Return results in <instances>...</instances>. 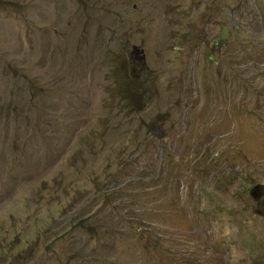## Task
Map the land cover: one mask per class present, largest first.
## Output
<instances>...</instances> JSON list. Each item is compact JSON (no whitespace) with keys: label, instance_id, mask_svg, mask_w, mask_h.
<instances>
[{"label":"rangeland","instance_id":"1","mask_svg":"<svg viewBox=\"0 0 264 264\" xmlns=\"http://www.w3.org/2000/svg\"><path fill=\"white\" fill-rule=\"evenodd\" d=\"M0 264H264V0H0Z\"/></svg>","mask_w":264,"mask_h":264},{"label":"trees","instance_id":"2","mask_svg":"<svg viewBox=\"0 0 264 264\" xmlns=\"http://www.w3.org/2000/svg\"><path fill=\"white\" fill-rule=\"evenodd\" d=\"M19 256H21V254Z\"/></svg>","mask_w":264,"mask_h":264}]
</instances>
